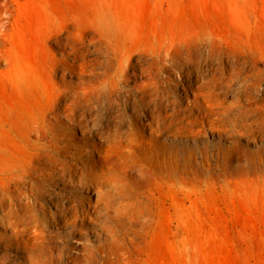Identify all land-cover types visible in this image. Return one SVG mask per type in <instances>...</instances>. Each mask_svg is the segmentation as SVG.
<instances>
[{"label": "bare ground", "instance_id": "bare-ground-1", "mask_svg": "<svg viewBox=\"0 0 264 264\" xmlns=\"http://www.w3.org/2000/svg\"><path fill=\"white\" fill-rule=\"evenodd\" d=\"M127 2L128 5L122 7L120 0H0V172L31 169L32 173L27 172V175L29 173L30 175L25 181L30 205L32 195L29 190H33L35 186L38 187V180H36L38 174L52 173V171H46V167L60 169L66 165L70 166L74 173L68 175L66 181L69 186L75 188V192L73 191V196L63 195L64 200L54 203V210L57 211L54 213V218L57 219L55 223L62 222L71 227H79L85 221L94 222L96 218L109 216V207L114 205L118 198L95 189L99 200L97 206H94L83 196L93 188V185L99 187L103 185L105 178L115 177L121 166L137 176L141 187L155 184L161 189L167 188L163 190L168 197L167 200L156 203L152 209L147 205H143L145 208L138 205L135 208L131 206L134 208L132 210L136 211L134 216L137 211L141 214L136 215V219L144 215L147 217L141 236L122 237L126 242L125 250L120 254V262L127 259L128 264H137L139 256L145 252L143 245L149 238L147 263L172 264L176 256L182 257L184 243L180 237L181 233L199 236L205 232L215 231L210 223H216L211 215L220 210L218 202L212 200L200 203L196 198H186L183 189L172 183L183 180L185 169L180 171L172 167L174 163L170 166L160 158H148L144 155L146 151L144 146L147 142L137 138L142 136L141 132L144 128L158 132L154 128L152 119L148 117L147 119L145 115L146 119L140 113L133 117L135 116L133 114L128 116L130 111L128 113L122 111L120 114L123 118L120 122L116 120L104 124L101 129L95 131V135H90L89 133L93 131L89 120L93 114L88 113L86 100L89 99L87 97L91 91L104 90L110 82L117 81L120 78V57L128 60L141 47L148 53H164L166 57H175L185 52L189 55L192 50L202 49L203 42L212 38L213 43L209 50H219L225 46L224 48L244 57H250L254 59L253 65H250L251 69L260 73L262 68L257 60H262L264 65V17L252 32L243 22L235 20V17L233 18L231 13L221 5L212 9L207 8L203 14H197L176 2L167 9L158 8L157 12H152L143 4V0ZM137 57L140 59L141 56L139 57L138 54ZM240 62H236L240 67L236 64L235 68L241 72L251 73L252 70L246 67V62L242 60ZM137 68H139L138 64L132 66L135 75ZM256 84L259 88L260 83ZM193 92L195 93V90ZM262 99H264V92L259 99L255 100ZM249 103L252 105L251 102ZM263 105H258L259 109ZM189 107L193 112L198 111L200 115L204 112L200 101L192 103ZM137 109L140 111L139 108ZM243 109L237 108L235 111L242 110V113ZM167 113H170V109ZM255 116L259 117L257 114ZM261 116L259 118L262 119ZM161 117L163 118V115ZM229 117L228 120H230ZM244 118L240 119L241 122L234 117L239 121L232 126L230 132L236 139L238 137L250 139L257 134H263L264 130L260 128L262 125L260 127L257 125L262 132H256L253 129L255 126L246 122ZM253 118L250 117V119ZM66 120L69 121L68 125L64 124ZM226 120L225 118L223 121ZM260 124H263L262 121ZM79 131L85 133V136L90 135V138L75 141ZM229 134L226 133V135ZM94 138H98L101 143L95 144ZM234 144L238 146V150L235 149L238 155H244L239 142L235 140ZM104 145L107 148H103ZM83 150H86L87 154L79 157L80 153H84ZM126 152L128 155L122 157ZM204 153L207 154V152ZM44 159L51 163H44ZM244 167L250 168V166ZM2 185L5 186V184ZM242 196H244L243 199L233 205L235 210H248L253 205L256 207L257 202L252 205L253 202H245L246 194ZM112 197H115V200H112ZM36 200L33 198V203ZM101 203L107 206L108 211L97 216L95 212ZM153 209L156 210L155 215L152 213ZM238 215V217L242 216L241 212ZM243 219L246 223L251 221L249 216H243ZM110 254L114 255V252L110 251ZM221 255V250L216 248V253L208 259V264H219ZM100 258L99 256L91 257L90 264H100ZM102 258L109 259V254Z\"/></svg>", "mask_w": 264, "mask_h": 264}, {"label": "rangeland", "instance_id": "rangeland-1", "mask_svg": "<svg viewBox=\"0 0 264 264\" xmlns=\"http://www.w3.org/2000/svg\"><path fill=\"white\" fill-rule=\"evenodd\" d=\"M127 1L120 0L122 2L120 4H123L122 7L128 5ZM175 2L197 14H203L207 8L212 9L221 5L231 13L233 18L235 17V20L243 22L252 32L264 17V0H143V4L149 7L152 12H157V9L161 7L167 9ZM132 6H136V4H132ZM203 43V50L195 49L196 53L192 50L193 52L190 51L189 55L186 54L188 52H185L179 56L166 57L164 53H148L141 47L128 60H123L120 57V78L110 82L104 90L91 91L87 97L89 100H86V105L91 109V111L88 109V113L96 115H91L89 120L93 131L89 134L95 135V131L101 129L104 124L116 120L120 122L123 118L120 114L122 111H127V113L130 111L128 116L135 115L133 117H136L140 113L144 119L147 117L152 119L154 128L158 132L144 128L141 132L142 136L137 138V140L143 139L144 142H147V145L144 146V150H146L144 155L148 158H160L165 164L173 165L172 167L178 168L180 171L185 169L183 180L172 183L183 189L186 198H196L200 203L212 200L218 202L220 210L211 215L216 223H210L211 228H215V231L205 232L199 236L181 233L180 237L184 243L182 257L177 258L176 256L172 264H208V259L215 255L216 248H219L222 253L219 264H264V132H262L264 130L262 127L264 125V120H262L264 119V99H262L263 101L255 100L259 99L264 92L263 61L257 60L262 68L259 73L250 67L253 65L254 59L226 49L225 46L219 50H209L213 43L212 38L206 39ZM138 54L139 57L141 56L140 59L137 57ZM240 60L246 62V67H249L250 71L252 70L251 73L241 72L235 68L236 62L241 63ZM135 64L139 66L135 71L136 75L132 69ZM237 67L240 65L237 64ZM256 81L260 83L259 88L256 86ZM188 89L195 90V93ZM256 90L259 91L256 92ZM92 94L96 95L92 96ZM198 101L202 103L204 111L201 115L198 111L193 112L189 109V105ZM256 102L258 104L255 105ZM180 104L183 105L180 106ZM258 105H263V107L259 109ZM164 106L165 109H163ZM237 108H244L243 112L241 113L242 110L235 111ZM169 109L170 113H167ZM150 110L155 113H151ZM252 114L263 116L261 119ZM174 115L179 116L174 117ZM229 115L231 116L229 117ZM249 116L255 118L250 119ZM234 117L239 120L245 117L246 122L255 126L253 129L256 132L261 131L263 134H257L250 139L246 137L236 139L230 132L232 126L239 121ZM160 118H162L161 121ZM225 118L228 122L227 120L223 121ZM261 121L263 124H260ZM229 122L233 124L231 125ZM64 124L68 125L69 121H64ZM257 125L259 127L262 125L260 127L262 130ZM224 130L226 131L224 132ZM80 132L76 134L75 141L90 138V135L85 136V133ZM226 133L230 134L226 135ZM235 140L239 142L244 153V155L241 154L243 156L238 155L236 151L238 146L234 144ZM94 142L95 144L101 143L98 138H94ZM103 148H107V146L104 145ZM83 151L84 153H80L79 157L87 154L86 150ZM123 155L122 157H125L128 154L126 152ZM236 156L237 158H235ZM43 162L51 163L46 159ZM182 162L184 163L182 164ZM253 162L255 165H251L254 164ZM217 163L219 164L217 165ZM244 166H250V168ZM45 169L52 173L41 172L38 174L36 179L38 187L35 186L33 190H29L32 195L30 205L28 204L29 195L26 191L25 181L27 176L32 173L31 169L22 168L5 171L6 173L0 172V264H90L91 257L102 258L107 256V253L109 259L100 258V264H128L127 259L120 262V254L125 250L124 243L126 242L122 237L141 236L143 234L142 227L147 217L144 215V217L136 219V215L140 216L141 214L137 211L134 216L136 211L132 209L136 205H147L152 209L156 203L168 198L163 193V190L167 188L161 189L155 184L141 187L137 176L121 166L115 177L105 178L103 185L99 187L93 185V188L83 196L94 206H97L99 200L96 190L118 198L116 203L109 207V211L106 210L107 206L103 203L97 207V212H95L98 214L97 216L107 211L109 216L96 218L94 222L85 221L79 227L66 226L62 222L57 224L55 223L57 219L54 218V213H57L54 210V203L64 200L63 195H74L75 188L71 185L70 187L66 181L67 176L73 174L74 170L68 165L60 169L52 167ZM27 172L30 173L27 175ZM11 176L13 177L11 178ZM174 189L179 191L177 188ZM241 194H246L245 202H253L252 205L257 202L256 207L253 205L248 210H235L233 205L244 197ZM115 197H112V200H115ZM33 198L37 199L35 203H33ZM155 212L156 210L153 209V215ZM239 212L242 214L240 217H238ZM243 216L251 217V221L246 223ZM174 228L176 229V225ZM148 242L149 238L143 245L145 252L139 256L137 264H148ZM110 251H113L114 255L110 254ZM89 259L90 261H87Z\"/></svg>", "mask_w": 264, "mask_h": 264}]
</instances>
